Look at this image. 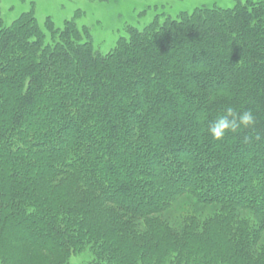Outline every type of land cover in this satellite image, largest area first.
Masks as SVG:
<instances>
[{
    "label": "trees",
    "instance_id": "1",
    "mask_svg": "<svg viewBox=\"0 0 264 264\" xmlns=\"http://www.w3.org/2000/svg\"><path fill=\"white\" fill-rule=\"evenodd\" d=\"M127 31L0 0L1 264H264V0ZM228 106L256 123L215 140Z\"/></svg>",
    "mask_w": 264,
    "mask_h": 264
},
{
    "label": "rangeland",
    "instance_id": "2",
    "mask_svg": "<svg viewBox=\"0 0 264 264\" xmlns=\"http://www.w3.org/2000/svg\"><path fill=\"white\" fill-rule=\"evenodd\" d=\"M238 0H2V13L10 25L22 13L34 9L43 27L51 17L59 28L67 19H76L79 26L89 27L97 50L111 51L127 28H144L159 13L176 16L182 10L193 11L199 6L233 7ZM92 255L85 251L73 255L68 264H92ZM1 264V262H0Z\"/></svg>",
    "mask_w": 264,
    "mask_h": 264
},
{
    "label": "clouds",
    "instance_id": "3",
    "mask_svg": "<svg viewBox=\"0 0 264 264\" xmlns=\"http://www.w3.org/2000/svg\"><path fill=\"white\" fill-rule=\"evenodd\" d=\"M256 123V117L251 110L237 111L232 106L226 107L209 124L208 132L215 140H222L228 133H235L241 127L249 128ZM256 139H260L259 136Z\"/></svg>",
    "mask_w": 264,
    "mask_h": 264
}]
</instances>
